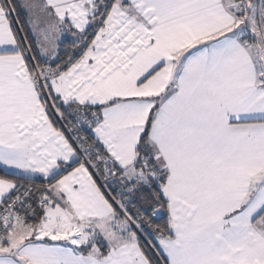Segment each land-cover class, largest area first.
Segmentation results:
<instances>
[{
    "label": "snow or ice",
    "instance_id": "6c2138e0",
    "mask_svg": "<svg viewBox=\"0 0 264 264\" xmlns=\"http://www.w3.org/2000/svg\"><path fill=\"white\" fill-rule=\"evenodd\" d=\"M0 264H264V0H0Z\"/></svg>",
    "mask_w": 264,
    "mask_h": 264
}]
</instances>
